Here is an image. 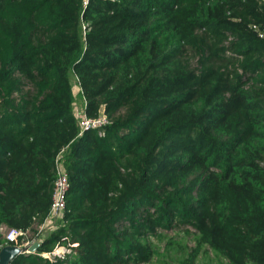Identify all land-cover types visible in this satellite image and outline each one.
I'll return each mask as SVG.
<instances>
[{"label":"trees","instance_id":"obj_1","mask_svg":"<svg viewBox=\"0 0 264 264\" xmlns=\"http://www.w3.org/2000/svg\"><path fill=\"white\" fill-rule=\"evenodd\" d=\"M57 161L63 220L12 264H264V0H0V250Z\"/></svg>","mask_w":264,"mask_h":264},{"label":"built area","instance_id":"obj_2","mask_svg":"<svg viewBox=\"0 0 264 264\" xmlns=\"http://www.w3.org/2000/svg\"><path fill=\"white\" fill-rule=\"evenodd\" d=\"M74 114L81 128L80 133H83V131L87 128L101 127L108 122V118L104 113H102L97 118H88L85 114V106L82 110L81 118L78 117L76 112ZM69 185V175L64 166L57 161L52 204L44 222L38 227V230L35 234L31 233L29 230H22L9 227L7 225H2L1 232L4 239L11 244H16L26 248L35 242L41 243L43 238L46 236V233L50 230H53L58 225V223L63 220L64 211L66 208V193L69 189ZM80 251L81 249L79 247V243L69 242L64 244L61 241L55 245L52 251L44 253L43 255L48 258H63L68 254H75ZM26 253H28V250Z\"/></svg>","mask_w":264,"mask_h":264},{"label":"rangeland","instance_id":"obj_3","mask_svg":"<svg viewBox=\"0 0 264 264\" xmlns=\"http://www.w3.org/2000/svg\"><path fill=\"white\" fill-rule=\"evenodd\" d=\"M71 81H72V87H73V93L75 96V102H74V113L78 114V117L81 118L82 110L84 108L85 100L82 97L81 94V88L78 81V77L73 73L71 74ZM26 89H29L28 86H26ZM193 230L192 228H190ZM166 232L170 235H173L174 237L177 235L178 238L183 236L185 234L184 228H174L172 230H166ZM159 245L161 247L164 246L163 242H159ZM189 245H194V242L190 240ZM149 264H163L159 262V257H155L152 261V263ZM196 264H228V261L222 257L214 255L211 251L207 254H202L196 261Z\"/></svg>","mask_w":264,"mask_h":264},{"label":"water","instance_id":"obj_4","mask_svg":"<svg viewBox=\"0 0 264 264\" xmlns=\"http://www.w3.org/2000/svg\"><path fill=\"white\" fill-rule=\"evenodd\" d=\"M40 245V242H35L28 248L21 247L16 244H7L0 250V264H12L13 260L20 255H23L28 250V253H34Z\"/></svg>","mask_w":264,"mask_h":264}]
</instances>
